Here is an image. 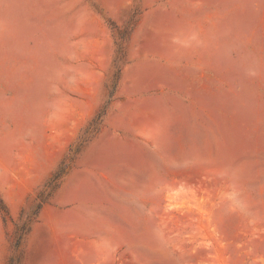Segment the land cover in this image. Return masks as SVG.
<instances>
[{"label":"rangeland","instance_id":"obj_1","mask_svg":"<svg viewBox=\"0 0 264 264\" xmlns=\"http://www.w3.org/2000/svg\"><path fill=\"white\" fill-rule=\"evenodd\" d=\"M0 264H264V0H0Z\"/></svg>","mask_w":264,"mask_h":264}]
</instances>
